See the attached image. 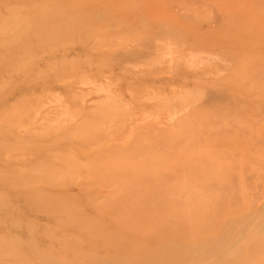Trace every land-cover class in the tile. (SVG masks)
Masks as SVG:
<instances>
[{"label": "rangeland", "instance_id": "obj_1", "mask_svg": "<svg viewBox=\"0 0 264 264\" xmlns=\"http://www.w3.org/2000/svg\"><path fill=\"white\" fill-rule=\"evenodd\" d=\"M0 264H264V0H0Z\"/></svg>", "mask_w": 264, "mask_h": 264}]
</instances>
